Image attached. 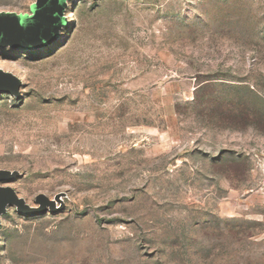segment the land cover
Instances as JSON below:
<instances>
[{
	"label": "rangeland",
	"instance_id": "rangeland-1",
	"mask_svg": "<svg viewBox=\"0 0 264 264\" xmlns=\"http://www.w3.org/2000/svg\"><path fill=\"white\" fill-rule=\"evenodd\" d=\"M35 0H0L31 14ZM0 46V264H264V0H68ZM56 206L60 203L56 201Z\"/></svg>",
	"mask_w": 264,
	"mask_h": 264
},
{
	"label": "water",
	"instance_id": "water-1",
	"mask_svg": "<svg viewBox=\"0 0 264 264\" xmlns=\"http://www.w3.org/2000/svg\"><path fill=\"white\" fill-rule=\"evenodd\" d=\"M68 0H35L31 5V14L0 12V46L14 48H37L58 40L60 31L67 24L65 10ZM21 80L10 72L0 69V93L21 95ZM17 171L0 170V224L2 215L9 205L29 215H39L49 209L59 211L63 207L60 198L50 199L44 194L36 196L38 207L30 206L16 191L1 183L18 176ZM56 201L60 207L56 206Z\"/></svg>",
	"mask_w": 264,
	"mask_h": 264
}]
</instances>
